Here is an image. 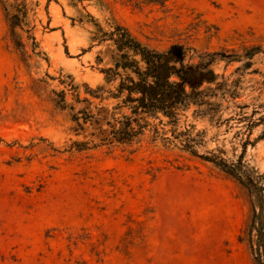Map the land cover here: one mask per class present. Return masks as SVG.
<instances>
[{
	"label": "rangeland",
	"instance_id": "rangeland-1",
	"mask_svg": "<svg viewBox=\"0 0 264 264\" xmlns=\"http://www.w3.org/2000/svg\"><path fill=\"white\" fill-rule=\"evenodd\" d=\"M19 4L32 30L15 38L9 14ZM114 23L151 49L242 56L214 70L239 79L237 104L264 116V0H0V264H256L249 225L264 209V119L249 136L246 182L206 157L239 156L247 135L190 112L181 125L207 128L194 154L149 131L131 146L73 145L89 131L72 130L55 93L78 110L75 95L103 84L105 45L91 38Z\"/></svg>",
	"mask_w": 264,
	"mask_h": 264
},
{
	"label": "trees",
	"instance_id": "trees-1",
	"mask_svg": "<svg viewBox=\"0 0 264 264\" xmlns=\"http://www.w3.org/2000/svg\"><path fill=\"white\" fill-rule=\"evenodd\" d=\"M11 8L15 12L9 14L11 35L19 37L16 28L29 34L32 29L23 30L28 27L26 5ZM97 28L91 41L97 46L105 45L107 66L100 71L103 84L87 89L88 97L82 100L78 94L75 95V104H83L78 110L74 105L67 104L64 92L55 93L58 98L56 106L71 113V121L75 124L72 130L81 133L89 131L88 141L73 145L82 147V150L131 146L139 143L149 131L153 133L154 140L170 133L171 137H161V140L194 154L196 146L205 144L207 128L197 131L195 124L181 125L190 112L195 122L217 129L224 126L227 131L235 124L239 127L235 136L247 135L239 156L234 154L230 159L224 151L216 149L209 152L210 156L206 159L238 180L248 181L243 158L255 122L262 121L264 116L255 120V109L249 114L246 111L248 105L237 104L239 79L230 81L214 70L219 61L238 62L242 56L227 54L226 51L199 52L184 44L159 51L143 46L120 24H112L110 31ZM27 39L32 41L31 50L35 51V38L28 35ZM18 46L25 48L21 39ZM244 51V56L250 60L258 49ZM103 61L104 57H96L97 63ZM250 65L247 62L244 67ZM76 89L71 85V90L76 92ZM226 113L228 116L224 117ZM165 127L169 129L165 130ZM249 228L251 253L256 264H264V209L251 220Z\"/></svg>",
	"mask_w": 264,
	"mask_h": 264
}]
</instances>
